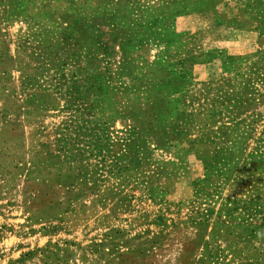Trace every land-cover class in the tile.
<instances>
[{"label": "rangeland", "instance_id": "1", "mask_svg": "<svg viewBox=\"0 0 264 264\" xmlns=\"http://www.w3.org/2000/svg\"><path fill=\"white\" fill-rule=\"evenodd\" d=\"M0 264H264V0H0Z\"/></svg>", "mask_w": 264, "mask_h": 264}]
</instances>
